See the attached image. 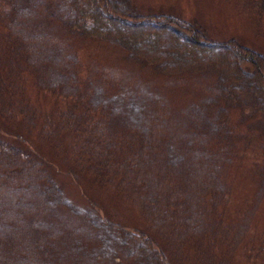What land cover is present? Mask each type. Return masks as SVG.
I'll use <instances>...</instances> for the list:
<instances>
[{
  "label": "rangeland",
  "instance_id": "1",
  "mask_svg": "<svg viewBox=\"0 0 264 264\" xmlns=\"http://www.w3.org/2000/svg\"><path fill=\"white\" fill-rule=\"evenodd\" d=\"M73 1L87 8L82 0ZM125 1L130 11L144 19L170 17L190 23L213 43L236 41L264 58V0ZM96 17L107 29L138 35L136 45L154 50L158 63L137 60L114 38L78 34L64 41L67 58L59 63V73L68 75L65 70L69 69L77 79L76 87L70 85L68 91L63 86L62 93L74 95L78 89V98L41 94L32 82L26 84L25 97L42 110L45 117L40 118L46 120L36 121L31 138L37 141L35 132L45 127L39 147L57 167L61 193L42 207L26 191L25 183L13 181L10 187L18 196H9L0 207V237L5 240L0 264H37L36 254L24 246L32 238L28 234L31 224L46 227L52 264H161L155 245L169 256L170 264H264V97L260 85L242 75L228 96L224 78L209 65L196 63L206 50L190 48L167 31L142 36L131 25ZM22 30L26 38L36 40V32L24 25ZM32 49L48 60L56 59L58 52L51 46ZM223 57V66L232 69L235 57ZM100 133L128 141L125 157L144 147L138 153H143L142 165L128 166L124 172L119 166L132 162L122 154L111 157L109 166L99 163L97 167L95 158L88 161L92 158L88 140L97 145L94 138ZM210 149L212 160L190 161L192 150ZM77 158L82 164L76 171L69 169L68 164ZM212 161L213 196L209 192L199 208H192L203 214L197 220L204 225L208 220L206 231L183 237L184 224L180 226L175 210L169 219L162 210L163 200L162 205L156 201L168 190L174 191L183 170L192 175L189 185L203 187L210 176L204 165ZM72 171L83 197L70 181ZM128 175L133 179L125 190L121 181ZM5 177L10 179V175ZM5 189L2 179L0 194H9ZM86 197L97 207L85 202ZM23 248L22 258L19 250Z\"/></svg>",
  "mask_w": 264,
  "mask_h": 264
},
{
  "label": "trees",
  "instance_id": "2",
  "mask_svg": "<svg viewBox=\"0 0 264 264\" xmlns=\"http://www.w3.org/2000/svg\"><path fill=\"white\" fill-rule=\"evenodd\" d=\"M81 2L87 8H81L73 0H0V180H5L6 189L4 192L10 194H0V207L9 196L10 199L18 196L16 190L10 187L13 186L14 180L25 183L26 191L32 193L35 199L40 200L42 207L45 201L50 202L61 193L57 167L49 163L50 161L43 156L39 147V143L42 141L40 136L46 135L45 127L41 126L37 133L35 132L37 141L31 138L36 121L45 115L42 114V110L38 109L36 104L34 107L32 101L27 100L24 90L27 88L26 84L32 82L38 93H57L63 98H78L75 96L78 94L76 91L79 92L78 89H74L76 90L74 95L62 93L63 86H65L64 90L68 91L71 90L70 85L77 86V79H74L75 75H72L69 69L65 70L68 75L63 73V70V75L59 73L60 68H62V63H59L62 62L63 58L65 61L67 58L64 53L67 51L66 42L76 38L78 34L104 39L111 37L128 53L135 54L137 60L143 62L145 59L150 64L158 63L157 53L154 50L136 45V41L139 40L138 35L128 31L123 32L116 28L107 29L97 19L96 15H101L106 20L114 19L121 21L124 25H131L133 26L132 29L136 33H142V36L148 32L152 33L151 36H156V31L163 30L169 32L174 38L188 43L190 48L204 49L207 52L206 55L197 59L196 63L209 65L224 78L226 84L224 90L227 91L228 96L232 94L236 78L246 75L260 85L259 90L264 97V58L236 41L213 43L199 30L193 29L194 27L190 23L175 21L170 17L144 19L134 14L132 10L130 11L125 0H82ZM66 22H69V25ZM23 25L29 27L30 31L36 32L34 38L36 40H29L25 37L22 30ZM61 32L67 36L70 33L72 37L67 38L61 35ZM34 46L39 49L49 48V46L57 48L56 59L48 60L47 56L34 53L32 49ZM227 54L233 55L236 59L232 69L224 67L222 64V61H225L223 56L226 57ZM49 71L54 72L55 76H51ZM57 78H62L63 83L60 82V79L56 80ZM64 78H66L65 82ZM40 121L46 122L45 119ZM94 141L99 142L94 146L92 139H90L87 143L89 151L92 153V158H88V161H93L95 158L94 164L98 163L97 167L99 163L102 166H109L108 162L111 157L119 154H122L124 156L122 158L127 159L128 163L132 162L130 165L123 164L124 167L119 166L120 169L123 168L124 172L128 166L135 169L142 165L141 156L143 153H138L144 147H140L137 154L131 151L130 157H125L127 149L130 147L127 145L129 142L124 138L117 140L110 136L104 137V134L100 133L94 138ZM102 141H105L108 147L105 148V143L101 144ZM192 151L190 157L192 162L196 159H211L209 158V153L212 154L211 149L206 152ZM76 161L68 164L69 169L74 168V171L78 169V164H82V162L78 158ZM110 166L112 165L110 164ZM204 166L206 170H210V176L203 187L198 184L189 185L187 180L192 175H190V171L183 170L181 172L182 181H179L177 187H174V191L168 190L163 199L159 198L160 200L157 199L156 201L160 205L163 203L162 210L168 212L169 219L171 216L174 217L172 212L175 210V217H178L180 226L182 227L184 224L181 228L183 237H188L187 234L192 232L204 230L203 233H205V228L209 223L208 220H205L204 225L201 219L197 220L202 213L198 215L192 209L195 206L199 208L203 197H206L209 192L213 196V161L211 163L206 162ZM196 173L193 171V175ZM7 175H10V179L13 180L5 177ZM126 177H123V181H121L124 188L125 184L133 179L129 175ZM74 178H76L75 172L70 177V181L78 188L77 190L83 197V190L76 184ZM83 199L93 207L96 205L90 198ZM42 214L43 212L40 210L39 216L41 217ZM214 215L213 213L210 214V220L214 221ZM35 225L31 224V229L28 230L29 232L27 231L32 238L24 246L27 249H32L36 254L37 264H52L49 258L50 236H48L45 226L40 225V229H38ZM4 245L5 240L0 237V248ZM23 250L24 248L19 250L22 258L24 257ZM154 251L157 253L161 264H170L168 262L169 256L160 246L155 245Z\"/></svg>",
  "mask_w": 264,
  "mask_h": 264
}]
</instances>
